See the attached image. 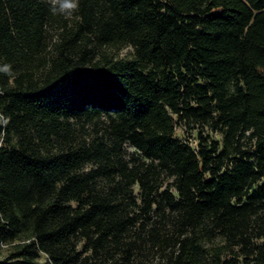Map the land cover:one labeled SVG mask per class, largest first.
I'll list each match as a JSON object with an SVG mask.
<instances>
[{
	"label": "trees",
	"instance_id": "obj_1",
	"mask_svg": "<svg viewBox=\"0 0 264 264\" xmlns=\"http://www.w3.org/2000/svg\"><path fill=\"white\" fill-rule=\"evenodd\" d=\"M5 64L0 264H264V0H0Z\"/></svg>",
	"mask_w": 264,
	"mask_h": 264
},
{
	"label": "clouds",
	"instance_id": "obj_2",
	"mask_svg": "<svg viewBox=\"0 0 264 264\" xmlns=\"http://www.w3.org/2000/svg\"><path fill=\"white\" fill-rule=\"evenodd\" d=\"M49 6V11L54 16H62L70 19L78 13L79 0H45ZM0 71L7 75H11V66L8 64L0 67ZM0 119H4L0 116Z\"/></svg>",
	"mask_w": 264,
	"mask_h": 264
},
{
	"label": "rangeland",
	"instance_id": "obj_3",
	"mask_svg": "<svg viewBox=\"0 0 264 264\" xmlns=\"http://www.w3.org/2000/svg\"><path fill=\"white\" fill-rule=\"evenodd\" d=\"M175 136L181 138L182 140L188 141L193 147H196L197 139L195 136V131H189L183 126H177L175 129ZM214 138H220L218 134H213ZM9 252V244L2 243L0 245V258L5 257ZM146 264H153L151 261H148Z\"/></svg>",
	"mask_w": 264,
	"mask_h": 264
}]
</instances>
